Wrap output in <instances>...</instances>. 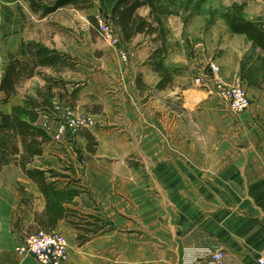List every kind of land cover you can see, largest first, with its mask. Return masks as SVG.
<instances>
[{
  "label": "crops",
  "instance_id": "crops-1",
  "mask_svg": "<svg viewBox=\"0 0 264 264\" xmlns=\"http://www.w3.org/2000/svg\"><path fill=\"white\" fill-rule=\"evenodd\" d=\"M18 3L0 0V82L8 61L27 54ZM248 10L246 18L264 29V0H245ZM53 14L40 17L30 7L44 37L32 41L65 55L59 74L69 94L76 89L72 110L90 113L96 124L70 140L47 141L27 165L56 172L48 177L56 188L79 191L63 203L75 213L53 224H39L46 201L21 167L9 157L0 168V264H40L15 250L36 229L65 234V264H211L207 249L222 251L221 264L264 256V88H256L260 95L247 109L231 111L215 95L207 68L213 61L222 82L238 77L248 85V50L261 54L260 48L231 33L245 44L232 49L221 42L215 54L205 39L193 56L172 58L169 36L181 22L167 17L164 40L156 33L128 41L119 35L118 46L86 58L78 32L51 27ZM92 15H99L96 8ZM5 96L0 91L1 113L22 101L18 91ZM40 118L52 139L57 121Z\"/></svg>",
  "mask_w": 264,
  "mask_h": 264
},
{
  "label": "trees",
  "instance_id": "trees-1",
  "mask_svg": "<svg viewBox=\"0 0 264 264\" xmlns=\"http://www.w3.org/2000/svg\"><path fill=\"white\" fill-rule=\"evenodd\" d=\"M40 17L54 13L58 8L73 6L78 10L96 8L99 15L110 21L120 37L128 41L141 33H156L162 40L166 29L164 22L171 15L162 0H24ZM245 0L232 3L227 12L222 14L226 26L232 33L246 36L253 45L260 48V59L264 64V29L263 24L248 20L244 13ZM147 8V15L139 13ZM93 21L94 16L90 17ZM24 57L10 60L0 82V91H4L6 100L17 93L23 80L39 77L42 84L35 85L34 93L26 95L22 102L13 105L9 113L0 112V168L8 158L20 166L26 176L37 184L46 201L45 217L38 222L43 227L53 224L57 217L74 214L75 211L63 203L71 202L78 194V189L56 188L55 181H48L49 176H58L56 172L27 167L35 156L42 155L43 145L50 140L48 132L40 123L41 116L56 117L54 100L64 101L73 108L74 89L70 94L65 88L66 82L59 72L65 64V55L40 43L29 41L25 45ZM50 68L51 73L44 71ZM257 75L256 68H247L244 75L248 86L264 88V68ZM81 241L85 237L79 236Z\"/></svg>",
  "mask_w": 264,
  "mask_h": 264
},
{
  "label": "rangeland",
  "instance_id": "rangeland-1",
  "mask_svg": "<svg viewBox=\"0 0 264 264\" xmlns=\"http://www.w3.org/2000/svg\"><path fill=\"white\" fill-rule=\"evenodd\" d=\"M171 15L168 16L171 20L173 18L178 19L181 22V25L178 24V21L174 23L173 35L169 36V40L172 43V49L169 52V56L172 58L181 57L182 59L188 58L190 55H194L197 53V48L203 44L205 39L209 42V52H213L216 54L220 52L217 47L221 42L228 44L232 49H238L240 46L245 44V40L239 36L232 35L233 33L229 30L228 26H226L225 21L221 17L224 12H227L231 7L232 3L237 2L240 3L242 0H162ZM19 17L21 18V33L23 35L24 43L32 41L33 38L43 39V34L40 30L35 27L36 25L31 22L30 18V6L24 0H19ZM66 7V6H64ZM59 9V8H58ZM51 16L52 19L49 21L52 28L61 29L63 33L67 32H78L79 38L83 39V43L86 47V58L92 56H97L100 53L104 46L109 45L102 36L98 34V30L96 29L95 20L93 21L90 17L93 16V9L86 10H74L75 8H63L59 9ZM248 9V8H247ZM244 11V10H243ZM140 14L146 13V8L139 10ZM246 16H250L249 10L244 11ZM179 22V23H180ZM37 29V31H36ZM74 30V31H73ZM32 31V32H31ZM60 31V30H59ZM60 31V32H61ZM62 33V34H63ZM232 33V34H231ZM64 35V34H63ZM75 38V36L73 37ZM180 40V41H179ZM111 45V44H110ZM114 46V45H111ZM118 46V45H117ZM116 47V46H114ZM203 48V47H202ZM248 59L253 61V68L258 70L257 75L263 72L262 67L264 68V64L261 62L260 54L258 50L250 47L248 50ZM183 60V61H184ZM126 61V60H124ZM216 76L214 75V78ZM193 81V76L190 79V83ZM41 79L39 77H32L31 79L23 80L18 86V95L19 99L23 98L26 95H31L34 93L33 88L35 85H39ZM241 84L245 90L247 91L248 97H250V104L254 102L259 95L260 92L254 87H249L246 84L242 83L240 78H235L230 82ZM22 102V101H21ZM56 103V102H54ZM58 111L56 116L58 118H53L58 121L59 118H64L65 110L60 107L58 103ZM41 123V121H40ZM96 124V121H95ZM77 135V134H76ZM75 137V136H74ZM72 137V138H74ZM72 138L63 137L61 140H70ZM50 140H54L51 139ZM54 140L53 142H60Z\"/></svg>",
  "mask_w": 264,
  "mask_h": 264
},
{
  "label": "built area",
  "instance_id": "built-area-1",
  "mask_svg": "<svg viewBox=\"0 0 264 264\" xmlns=\"http://www.w3.org/2000/svg\"><path fill=\"white\" fill-rule=\"evenodd\" d=\"M96 29L99 35L111 45L117 46L119 43V34L112 26L109 20L98 15L95 20ZM120 58L127 60V54L121 50ZM207 68L216 76L214 78V92L218 98L229 107L231 111H242L250 105V97L247 91L239 83H224L219 77V67L213 61H210ZM196 84L201 83V78H195ZM57 111L58 106H56ZM64 118H59L57 127L52 135V139L59 141L63 137L72 138L79 133L82 128H90L95 125L94 117L83 111L72 110L64 107ZM59 116L53 117L58 118ZM19 255H31L36 262L40 264H65L69 256L68 240L62 232L55 229H36V231L26 234L15 246ZM205 256L210 257L211 264H221L224 258L221 250L207 249ZM10 264V263H8ZM249 264H264V256L256 257Z\"/></svg>",
  "mask_w": 264,
  "mask_h": 264
}]
</instances>
